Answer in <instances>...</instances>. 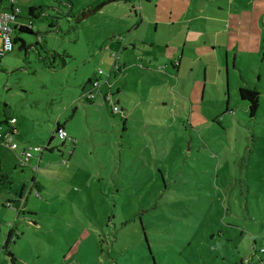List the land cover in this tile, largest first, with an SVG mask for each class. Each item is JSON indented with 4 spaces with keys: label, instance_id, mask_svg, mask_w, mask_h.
Here are the masks:
<instances>
[{
    "label": "rangeland",
    "instance_id": "1",
    "mask_svg": "<svg viewBox=\"0 0 264 264\" xmlns=\"http://www.w3.org/2000/svg\"><path fill=\"white\" fill-rule=\"evenodd\" d=\"M50 1L62 6L53 16L61 34H49L50 50L72 55L67 65L58 58L45 66L38 51H20L26 40L0 55V121L17 118L13 142L33 152L23 169L14 151L0 146L1 169L12 183L0 188V264H12L3 251L8 223L21 233L10 245L17 264H258L264 258V36L252 38L259 52L239 54L236 62L226 57V79L225 55L218 49L210 56L214 35L190 33L188 40L205 43L206 56L187 47L170 80L162 73L172 69L173 57L179 64L186 27L160 25L156 32L155 23L162 11L178 12L168 6L173 0L112 4L81 24L65 16L66 2L78 15L97 0ZM24 37L37 42L35 35ZM89 77L100 84L93 103L82 98ZM165 84L175 90L170 101H158L167 104L163 121L162 111L152 114L142 98ZM246 86L261 93L255 119L239 96ZM58 123L74 150L62 149ZM53 136L51 147L61 152L45 151L40 160L33 150ZM22 191L31 214L20 221L3 208L7 201L19 206Z\"/></svg>",
    "mask_w": 264,
    "mask_h": 264
},
{
    "label": "crops",
    "instance_id": "2",
    "mask_svg": "<svg viewBox=\"0 0 264 264\" xmlns=\"http://www.w3.org/2000/svg\"><path fill=\"white\" fill-rule=\"evenodd\" d=\"M146 1L149 3V1L152 2L154 0H146ZM173 1H174L173 4H175L176 1H178V4L173 6L172 3H169L170 5L168 4L167 5L169 6L170 9H175L178 12L175 14L173 11L168 12V13L162 11L160 12L162 14L161 17L160 18L158 17V21L155 23L156 32H158L160 25H163L164 27H172L175 29L178 23V25H180L181 31L182 29L186 27V30H184L185 39L183 41V47H182L183 55L181 58L178 57L180 59V61L178 59L179 64L177 65L176 64L177 62L173 61L175 60V58L173 57V60L170 59V66L172 69L165 70V73L160 72L163 75H165L166 78L173 80L175 77H178L179 72H180L179 65L182 62L181 60L184 58V52L187 47H189L190 50L194 52V54H197L199 57L203 58L206 56L203 49L201 48L203 47V45H205V43L199 41V39L188 40L190 33L192 36H194V38L209 37V33L214 35V43H213L214 47L213 48L211 47L210 56L213 55L212 54L213 52L216 53V50L218 49L220 50L221 53H223V56L225 55L224 62H225V67H226L225 69L226 79L228 78V75L230 76L229 69L227 68L228 66L227 59L229 58L230 54H231V58L233 59V61L236 62L238 60L239 54H250V53H255V52L257 53V51L259 52L260 49L255 50V47H254L255 45L252 42V38L253 36H259L260 38L264 36V0H173ZM66 4L70 6V11H72L74 6L68 4L67 2ZM223 4L228 5L226 9L224 8ZM31 8L38 9L35 16L30 15ZM59 8H62V6L56 5L50 0H0V12H4V13L13 12L17 16V23L15 25L16 30L14 33L15 41L17 42L19 40H26V47L27 49H29V51L30 49H33L35 48V46H37V51H38L37 55L39 58L41 57L40 54L42 55V57L46 58L47 55L45 56V52H48L47 51L48 48L51 49L50 47L51 40H50L49 34L50 33H55L56 35L61 34V32H59L60 28L56 24H55V26H57L56 31H49V25L52 23V21H54L53 16L58 13ZM224 11H226L228 18L223 19V15H225ZM205 25L209 27L206 28ZM191 27H193V30L190 29ZM22 28H28L33 33H35V36L37 37V42H29L24 37V35H27V33H24L22 31ZM169 36L171 37L172 34L169 33ZM118 40L117 42H119ZM0 42L2 45L1 40ZM136 47L137 46L135 45L130 48H132V51H134ZM127 49H129V47L124 46L123 50L125 51ZM63 55H66V59H69L72 56L67 52L64 53ZM143 61H144V58L141 57L140 62H139L141 64V67L148 68L147 65L146 66L144 65ZM55 64H56V61L54 65ZM147 64H150V62L148 61ZM66 65H67V62L66 64H64L63 67H65ZM125 68L126 66H123L124 70ZM233 70L235 72L239 71L240 73H243L240 69H238V67L237 68L234 67ZM215 71L218 73L220 72V63H218V61H216L215 63ZM258 78H261V77L258 76ZM89 80H92V78L89 77L87 81ZM111 87H112L111 89L114 88V86L112 85ZM172 88L173 86L170 87V85H167V84H165L163 88L155 87V92H154L153 97L142 98L143 100H145L144 101L145 103L148 100L150 104L152 105V114H155L158 111V108L162 111L160 113L161 114L160 119L163 121H164L163 117H166L165 108L167 107V104H165L166 107L164 108L161 106L162 103H159V102L162 101L161 99H164L167 101L171 100L173 91L175 89L177 91L178 89L177 83L173 91H172ZM103 91L104 92L106 91L105 87H103ZM116 94L118 96L120 95V89L117 90ZM107 96H110V92H109V95ZM11 118H14V117L11 116ZM9 119H7V121H4L6 123V126H4L2 121H0V125H2V127L4 128L3 131L6 134L9 131L8 130L9 128L8 120ZM18 125H19V120L17 119L16 133H18ZM14 153L18 157L19 153L18 152H14ZM42 156L43 154L40 155V160L42 159ZM23 199L25 201H23ZM15 201L19 202V206L13 205L15 208L24 209V212H22L19 215V217L16 215V217H18L17 219H20L21 221L25 218L26 213L31 214V211L27 208L28 198L24 196L23 192H21V194H19L18 201L17 199ZM11 202L14 203V201H11ZM3 209H8V208L5 207ZM9 210L15 212L14 209H9ZM0 215L5 217L4 213ZM18 227L16 226V228ZM6 238L4 239V241L6 240ZM18 240H16L15 244L18 242ZM10 252L13 253L12 251ZM14 259H15L14 264H17L15 255H14Z\"/></svg>",
    "mask_w": 264,
    "mask_h": 264
},
{
    "label": "trees",
    "instance_id": "3",
    "mask_svg": "<svg viewBox=\"0 0 264 264\" xmlns=\"http://www.w3.org/2000/svg\"><path fill=\"white\" fill-rule=\"evenodd\" d=\"M128 1H130V0H97V1H95L93 3H91L90 5H88L87 7H85L84 9H82L78 15H74L72 13V11H70L69 14H67L65 16L66 17H71V18H73L76 21L77 24H81V23L85 22L86 20L92 18L93 16L98 15L100 12H102L109 5L117 4V3H125V2H128ZM30 11H31L30 15L35 16V14L37 13L38 9L37 8H31ZM55 19H56V21H52V23L49 25V31H56L57 26H55V24L57 25V23H58L57 19L58 18H55ZM53 20H54V18H53ZM22 31L24 33H27V34H30V35H35V33H33L28 28H22ZM59 32H61V29L59 30ZM25 51L27 52V51H29V49H27V47H26ZM36 51H37V49H36ZM47 51L48 52H45L46 55H47L46 58L42 57V55L40 54V56L42 57V58L41 57L40 58H41V60H42V62H43V64L45 66L54 65L55 61H57L58 58L61 60L63 65L66 64V55H63V54L59 55V54L51 51L49 48L47 49ZM259 77H261V76H259ZM95 83L96 82H94L93 80H89V81H87L85 83L84 87L82 88L83 89V93H84L83 99L86 102L93 103V101L95 100V99L94 100H90V99L86 98L87 92L91 91L92 89H94V91H95V86H94ZM108 88H109V90H112L111 89L112 87H108ZM239 96H240V98H241V100L243 102L247 103V105H248V113L250 115V118L251 119L257 118L258 111L260 109V103H261V100H260L261 93L258 91V89L257 88L251 89V88H248V87H243V88L239 89ZM111 97H112V95H110V98ZM110 98H109V96L106 95L105 100L107 101ZM120 113H122V112L120 111ZM16 121H17V119H16ZM2 123H4V122H2ZM1 126L2 125H0V127ZM127 129H128L127 121L124 120L123 127H122V132L126 133L128 131ZM60 130L67 131L64 125H61V124L58 123L57 126H56V129L54 131V135L57 138H58V133H59ZM15 133L14 134L13 133H9V134H13V137H14ZM13 137H12V140H13ZM53 140H54V136L51 137L48 146L45 147V148L40 147L42 149V151L41 152H37V153H39V155H42L45 151H48V152H54V151L61 152V149H59V147H51V144H52ZM68 141H70V143H71L70 146H68ZM75 146H76L75 141L70 139V137L67 140H65V141H61L62 149L63 148H69V149L72 148L74 150ZM73 150L71 152H69L70 156L73 155ZM22 168L23 169L24 168H28V166L27 167H22ZM11 184L12 183L10 182L9 176L2 172L1 159H0V188L9 186ZM23 201H25V200L23 199ZM13 204L14 203H12L11 201H7V203L5 204L4 208L6 207L8 209H14L15 212H17V216L19 217V215L22 212H24V209L23 208H20V209L19 208H15L13 206ZM9 224L12 225V228H10ZM2 226H3V224L0 221V228H2ZM6 227L9 228V233H8V236H7L6 240L4 241L3 251L6 252V254L11 257V263L14 264L15 263L14 254L10 252V245L11 244L12 245L15 244L16 240H18V238L21 235V233L16 228V223H8V224H6ZM263 254H264V252H263ZM263 262H264V258L263 257H259L258 264H262ZM242 263H244V262L242 261Z\"/></svg>",
    "mask_w": 264,
    "mask_h": 264
},
{
    "label": "built area",
    "instance_id": "4",
    "mask_svg": "<svg viewBox=\"0 0 264 264\" xmlns=\"http://www.w3.org/2000/svg\"><path fill=\"white\" fill-rule=\"evenodd\" d=\"M17 23V16L13 13V12H9V13H4V12H0V40L2 41V48L0 50V54L2 55L3 53H12L15 49V38H14V33L16 30V25ZM114 58L117 60V62L119 61V58L117 55L114 54ZM120 70L118 63L117 65L114 66V71ZM100 74H102V72H100ZM108 87H111V85L109 84V80H107L105 82ZM95 91L94 89H92L91 91L87 92L86 94V98L90 99V100H94L97 96L96 94V90L100 88V84L99 82L95 83ZM110 98V96H109ZM113 110L115 112H120L119 108L117 106H115L113 108ZM9 124V128H8V133L6 134L3 131V127H0V146H3L5 148H8L14 152H18V158L20 159L21 162V166L22 167H27L29 165V161L30 159L33 157V152L30 149H23L20 150L19 146L13 142L12 137L13 134L16 132V118H11L8 121ZM9 133H13V134H9ZM69 138V135L67 133V131L65 130H60L58 133V139L60 141H65ZM20 151V152H19ZM34 152H41L42 149L40 147H36L34 150ZM35 195L39 196L38 191L35 192ZM10 228H12V225L9 224ZM264 250L262 251L263 254ZM264 264V262L262 263Z\"/></svg>",
    "mask_w": 264,
    "mask_h": 264
},
{
    "label": "water",
    "instance_id": "5",
    "mask_svg": "<svg viewBox=\"0 0 264 264\" xmlns=\"http://www.w3.org/2000/svg\"><path fill=\"white\" fill-rule=\"evenodd\" d=\"M57 26L60 28V26H59V21H58V23H57ZM25 47H26V42H24V41H21V46H20V48H19V50L20 51H23V50H25ZM34 50H36L37 48H33ZM32 49H30V51H31Z\"/></svg>",
    "mask_w": 264,
    "mask_h": 264
}]
</instances>
